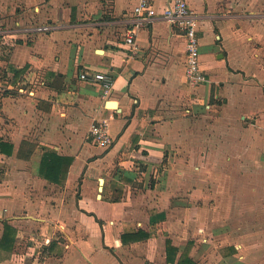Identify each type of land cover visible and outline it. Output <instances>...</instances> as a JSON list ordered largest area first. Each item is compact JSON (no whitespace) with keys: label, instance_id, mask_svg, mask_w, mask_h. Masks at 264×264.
Listing matches in <instances>:
<instances>
[{"label":"crops","instance_id":"0c3cea01","mask_svg":"<svg viewBox=\"0 0 264 264\" xmlns=\"http://www.w3.org/2000/svg\"><path fill=\"white\" fill-rule=\"evenodd\" d=\"M7 1L0 139L14 151H0V239L6 221L17 234L0 264L22 254L21 228L23 264H264V0H187L199 85L167 0H154L136 49L124 38L137 0H23L13 45ZM85 71L113 75L107 99ZM108 116L113 142L98 145L90 126Z\"/></svg>","mask_w":264,"mask_h":264},{"label":"built area","instance_id":"2783aa9c","mask_svg":"<svg viewBox=\"0 0 264 264\" xmlns=\"http://www.w3.org/2000/svg\"><path fill=\"white\" fill-rule=\"evenodd\" d=\"M158 15L154 7V0H137L132 9V23L125 34V42L136 49V36L138 30L152 22ZM162 16L173 24L180 25L186 35V78L190 85H199L208 80L207 74L200 64V45L197 33V19L190 9L187 0H167L163 8ZM81 79L96 83L100 86L103 99H107L112 93L114 77L111 73L82 72ZM110 116L95 119L89 129V137L98 145L109 146L113 138L109 131Z\"/></svg>","mask_w":264,"mask_h":264},{"label":"trees","instance_id":"16d2710c","mask_svg":"<svg viewBox=\"0 0 264 264\" xmlns=\"http://www.w3.org/2000/svg\"><path fill=\"white\" fill-rule=\"evenodd\" d=\"M17 43H22V41L19 40L17 41ZM0 151L11 155L14 151V144L0 139ZM58 167L60 168V165H59V160L56 159V156L54 154H47V156H45L43 160L42 172L44 177L51 181L57 182L59 180ZM16 234H17V227L6 221L4 223L3 235L0 239V248L7 249L10 251L14 250L15 248L14 246L16 242ZM167 251H178V247L174 246L170 240H167ZM189 262L191 264H194L191 261ZM181 263H182V259L178 262V264Z\"/></svg>","mask_w":264,"mask_h":264},{"label":"rangeland","instance_id":"374dc122","mask_svg":"<svg viewBox=\"0 0 264 264\" xmlns=\"http://www.w3.org/2000/svg\"><path fill=\"white\" fill-rule=\"evenodd\" d=\"M7 2L10 3L11 11L7 16V18H8L7 21L4 22V27L6 29L10 30V32L18 33V35L14 36L15 38L13 37V38H10V40H9L10 44L13 45V44H16L17 41H19V40H21L23 42V39L19 38L20 36H23L22 32H19L21 29H23V0H10ZM30 13L31 12L28 13V16ZM0 18H3V17L0 16ZM18 79H19L18 82H20L23 85V80H22L23 77L18 78ZM18 82L17 83L15 82V84H18ZM18 242H19V244H18V247L16 248L15 251H22V254H16L15 258L14 259L12 258L13 264H23L25 262V259H23V251L29 250L28 248L26 249V246H28L27 243H30V240L26 241L25 238L23 240V228H21V236H20ZM31 243H34V241H31ZM31 245H33V244H31ZM44 245H45L44 242L39 244L38 249L43 251L42 248L44 247Z\"/></svg>","mask_w":264,"mask_h":264},{"label":"bare ground","instance_id":"6f19581e","mask_svg":"<svg viewBox=\"0 0 264 264\" xmlns=\"http://www.w3.org/2000/svg\"><path fill=\"white\" fill-rule=\"evenodd\" d=\"M109 105H111V103H109Z\"/></svg>","mask_w":264,"mask_h":264}]
</instances>
